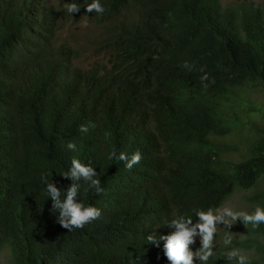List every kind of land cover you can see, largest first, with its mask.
I'll use <instances>...</instances> for the list:
<instances>
[{
  "label": "trees",
  "instance_id": "16d2710c",
  "mask_svg": "<svg viewBox=\"0 0 264 264\" xmlns=\"http://www.w3.org/2000/svg\"><path fill=\"white\" fill-rule=\"evenodd\" d=\"M63 1L65 11L71 2L81 10L59 16L46 0H0V55L17 50L32 58L22 70H0L1 77H17L14 90L0 85V126L16 135L14 146L0 152V252L10 247L14 264H151L149 246L143 245L151 231L142 230L141 216L158 204L187 214L215 200L200 182L202 171L179 174L148 131L149 110L141 96L146 78L159 70H149L140 55L127 50L137 14L126 26L119 20L130 8L138 9L143 25L156 32L155 59L162 71L188 69L187 53L198 47L193 64L199 72L191 83L186 122L199 125L203 135L229 136L238 153L231 186L218 193L255 189L244 202L252 205L251 212L264 205V189L258 186L264 178V105L255 100L264 91V9L242 2L228 17L221 16L218 0H101L105 11L95 14L84 9L91 0ZM239 12L243 22L237 26L233 17ZM91 15L109 24L95 46L113 55L110 70L105 65L102 71L98 65L74 69L78 50L55 37L59 22L79 23ZM205 74L209 79L202 81ZM15 95L20 108L14 105ZM81 125H89L87 133L79 132ZM4 140L9 143L11 137L6 133ZM69 142L76 143V152L67 149ZM112 151H139L142 159L128 170L123 162L107 159ZM73 158L94 167L104 192L96 194L88 185L78 190L101 216L69 231L57 222L42 177L66 190L62 180L68 186L72 181L61 174ZM156 185L165 192L162 199L141 197ZM248 232L253 238L232 240L229 248L245 247L250 264H264V225L250 226ZM133 242L143 246L123 254ZM225 257L218 259L234 264Z\"/></svg>",
  "mask_w": 264,
  "mask_h": 264
},
{
  "label": "clouds",
  "instance_id": "9594fccd",
  "mask_svg": "<svg viewBox=\"0 0 264 264\" xmlns=\"http://www.w3.org/2000/svg\"><path fill=\"white\" fill-rule=\"evenodd\" d=\"M218 1L222 11L225 5L220 0ZM240 3L242 2H237V4ZM84 9L88 13L94 12L95 14H103L105 11L101 0H91ZM80 10L81 8L76 3L71 2L66 6V11L71 14L78 13ZM130 11L134 10L130 8ZM55 12L58 14L57 11ZM135 12L137 14L135 28L126 40L127 50L140 55L149 70L153 68L159 70L157 75L152 76L153 78H146L147 86L141 96L148 105V131L155 136L162 156L175 171L186 176L201 170L203 173L201 184L215 193L214 201L211 200L206 206L193 208L187 214L177 213L173 207L164 204H158L147 210L141 216L139 224L142 230L151 231L145 238L146 244H143L149 246L148 259L151 260V264H197L198 262L209 264L211 260H217V264H223L218 256L226 254L225 259L234 261V264H250L249 257L241 254L248 251L247 248H229V245L232 244V240L243 241L253 238L248 229L250 226L252 229H257L264 225V205L257 204L251 212L246 209L245 202L243 205H234L231 202L235 194L243 193L239 192L240 189L233 193L229 192L226 196L218 193L219 188L229 189L231 186L229 175L238 168V153L231 146V140L224 142L230 138L229 136L216 138L212 134L203 135L199 132L202 129L199 125L188 124L185 118L186 112L190 109L191 83L199 72L197 64H193V58L198 59V47L191 48L187 53L190 60L189 66L185 64V67L188 69L178 67L176 70L162 71L155 59L156 32L153 34L148 27L143 25L141 12L138 9ZM58 28L60 29V22L55 28L56 38ZM99 55L103 56L104 60L101 65L98 64L100 71L104 65L107 70L114 67V58L111 53L101 51ZM31 61V56L25 52L11 50L0 55V70H22L26 63ZM16 78L0 76V85L3 84L11 88L10 90H14ZM208 79L207 74L201 77L202 81ZM142 86H144L143 81ZM207 86V84L204 85L205 88ZM14 99V105L20 108L17 95ZM223 129H225L224 124L221 125V130ZM88 130L89 125H81L79 128L80 133H87ZM0 131L2 139L0 152H5L14 146L16 135L9 130L8 126H0ZM6 133L11 137L9 143L4 140ZM67 149L76 152V143H67ZM107 159L123 162L124 167L131 170L140 162L142 156L139 151L130 155L125 152L112 151L108 153ZM70 166L61 174L72 181L71 186H68L65 179L62 180L66 190H63L61 186L57 188L46 176L42 177V181L47 201L53 204L52 211L58 213L57 222L72 231L73 228L82 229L86 224L101 216L99 208L83 202L78 190L84 192V185H88L96 194H101L104 188L91 164L73 158ZM76 182L82 187L79 188ZM164 195V190L156 185L151 194L141 195V197L159 200ZM243 233L245 237L241 238ZM143 245L130 243L124 248L123 254L127 255L128 252L141 248Z\"/></svg>",
  "mask_w": 264,
  "mask_h": 264
},
{
  "label": "rangeland",
  "instance_id": "374dc122",
  "mask_svg": "<svg viewBox=\"0 0 264 264\" xmlns=\"http://www.w3.org/2000/svg\"><path fill=\"white\" fill-rule=\"evenodd\" d=\"M49 4V7L54 11H57L58 14L62 16H66L65 5L63 0H46ZM225 6V8L221 11V16L232 17L228 14L231 9H234L235 4L238 1L248 4H255V6H261L264 9V0H220ZM129 14V15H128ZM136 14L135 11H129L124 14L119 22L122 25H128L130 22L131 16ZM234 16V15H233ZM234 22L237 26L241 25L243 22L242 13L239 12L237 15V19L233 17ZM109 24H101L97 21V17L95 15H91L82 19L79 23L73 22L70 24L66 22L60 25V29L58 28V41L60 44L71 45L75 49L78 50V56L74 57L73 67L74 69H80L85 71L86 69H91L96 65H101L103 60V56H100L99 53L101 49L95 46V43H101L102 38L105 35L106 30L108 29ZM249 96V92L246 93ZM255 100L258 103L264 105V91H261L259 94L255 96ZM231 138H227L224 142H228ZM260 189H264V178L259 182ZM255 189L245 192V193H237L235 194L231 202L234 205H243L244 199L246 197H252ZM246 209L248 211L252 210V205L247 204ZM244 233L241 235V238H244ZM241 254H245L242 252ZM0 264H14L12 258V251L10 247H5L0 252Z\"/></svg>",
  "mask_w": 264,
  "mask_h": 264
}]
</instances>
